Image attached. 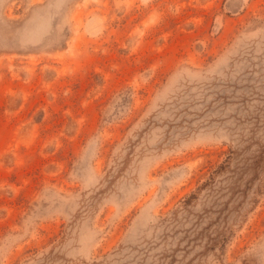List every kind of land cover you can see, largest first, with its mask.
Segmentation results:
<instances>
[{
	"label": "rangeland",
	"instance_id": "rangeland-1",
	"mask_svg": "<svg viewBox=\"0 0 264 264\" xmlns=\"http://www.w3.org/2000/svg\"><path fill=\"white\" fill-rule=\"evenodd\" d=\"M0 264H264V0H0Z\"/></svg>",
	"mask_w": 264,
	"mask_h": 264
}]
</instances>
